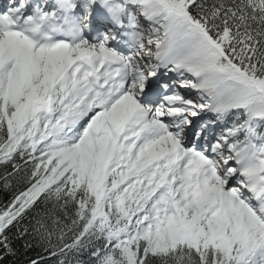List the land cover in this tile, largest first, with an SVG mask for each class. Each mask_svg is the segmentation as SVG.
<instances>
[{
	"label": "snow or ice",
	"instance_id": "6c2138e0",
	"mask_svg": "<svg viewBox=\"0 0 264 264\" xmlns=\"http://www.w3.org/2000/svg\"><path fill=\"white\" fill-rule=\"evenodd\" d=\"M0 264H264V0H0Z\"/></svg>",
	"mask_w": 264,
	"mask_h": 264
}]
</instances>
